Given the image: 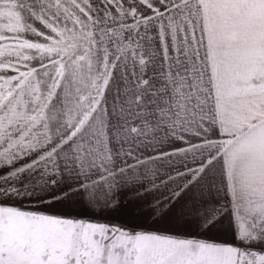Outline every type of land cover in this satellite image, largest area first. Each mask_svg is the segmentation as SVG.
Returning a JSON list of instances; mask_svg holds the SVG:
<instances>
[{"label": "snow or ice", "instance_id": "1", "mask_svg": "<svg viewBox=\"0 0 264 264\" xmlns=\"http://www.w3.org/2000/svg\"><path fill=\"white\" fill-rule=\"evenodd\" d=\"M0 264H264V0H0Z\"/></svg>", "mask_w": 264, "mask_h": 264}]
</instances>
